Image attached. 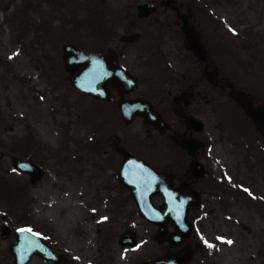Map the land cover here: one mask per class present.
<instances>
[{
  "label": "rangeland",
  "instance_id": "rangeland-1",
  "mask_svg": "<svg viewBox=\"0 0 264 264\" xmlns=\"http://www.w3.org/2000/svg\"><path fill=\"white\" fill-rule=\"evenodd\" d=\"M200 2H208L211 7L207 5L205 11L213 16L228 14L225 10L237 14L241 26L234 24V29L239 37L254 33L246 30L247 24L258 25L253 14L264 16V0ZM132 6L135 11L134 0H0V216L6 215L12 228L52 232L57 245L73 234L80 236L76 239L80 246L90 226L99 228L100 221H108L114 232L108 264L140 263L157 257L164 246L156 243L155 229L149 228L127 192L116 184L112 166L101 168L109 159L105 154L118 136L131 143L134 135L157 149L151 158L159 166L171 160L169 152L159 149L169 150L171 144L146 127H122L120 117L112 112L115 106L77 93L65 80L61 55L66 43L97 50L100 37L124 33L125 15ZM259 24L263 25L255 31L261 35L259 45L237 49L238 58L223 47L227 62L220 68L264 102V23ZM102 25L108 28L106 33ZM254 39L237 38L247 48ZM154 45L145 39L132 48L145 51L137 69L143 91L149 84L169 86L160 73L155 76L149 69L161 68L150 52ZM201 92L195 109L207 148L197 160L206 174L197 188L202 207L191 213L195 227L191 241L198 245L191 264H264V140L226 95L218 100L206 88ZM206 93L209 103L204 100ZM168 117L177 118L173 113ZM141 146L145 149L147 143ZM13 156L32 159L43 170L42 178L31 184L28 175L12 169ZM123 229L137 234L134 248L113 242ZM102 237L99 234L97 240ZM13 241L12 235L3 237L0 231V264H13L8 251ZM29 264L50 263L32 258ZM96 264L107 263L99 256Z\"/></svg>",
  "mask_w": 264,
  "mask_h": 264
},
{
  "label": "flooded vegetation",
  "instance_id": "flooded-vegetation-1",
  "mask_svg": "<svg viewBox=\"0 0 264 264\" xmlns=\"http://www.w3.org/2000/svg\"><path fill=\"white\" fill-rule=\"evenodd\" d=\"M145 2L153 3L157 11L146 18L138 19L137 6L140 2L134 0L135 12L132 6L131 12L125 15L127 17V27L129 28L126 35L138 34V41L135 43L123 42L120 39L121 36L117 38L115 35L110 41L103 43L97 51L115 50L119 64L136 76L137 88L133 92L126 94L123 99L144 98L148 100L154 110L161 114L163 121L166 123L167 130L165 132L156 130L154 127L147 125L143 117L135 118L132 124L139 127L145 126L148 130L152 131L154 136L170 140L171 148L168 147V150L165 147L159 149V151L163 153L169 152L171 160L169 163L158 166L156 161H152L151 158L157 151V149H153L152 145H147L145 149L140 143L138 147L135 145L125 146L123 140L117 139L112 148L105 154L108 155L106 157H111V159L109 161L104 159L103 166L106 167L107 164L112 166V175L115 178L116 184L120 186L119 184L122 180L119 173L120 167L127 155H133L143 160L157 173L167 177L171 187L175 191H182L181 189H183L189 193L199 194L197 188L202 183L204 176L199 177L195 162L198 159V155L206 150L207 145L201 138L196 141L195 136L199 131L194 130L191 125V120L195 119L199 113L195 109V102L200 101L199 98L202 96L201 91L204 88L207 89V93L210 91L214 93L212 95L213 98L217 99L225 95L231 80L220 68L221 64L225 61L222 48L227 47L229 50H236L237 46L239 49L243 48L240 44L236 45L235 40L231 36L235 32L234 27L237 24L241 26V22L238 21L237 14L229 10H225L228 14L223 12L220 16H213L207 13L200 0H189V2L148 0ZM253 16L258 25H253L250 28L249 24H247L248 29L246 30H252L256 34V29L263 26L259 22L263 21L264 23V18L260 19L254 14ZM183 19L186 21V25L197 33L205 50L204 57L199 58L190 50L182 31V27L184 26ZM245 34L252 33L247 32ZM145 39L155 42L150 52L153 53L155 61L160 64L161 68L159 69L161 71L155 72L153 70V73L155 75L157 73L163 75L162 80L169 84L167 88H164L162 84H149L150 88L143 91L144 86L140 81L137 69L141 68L138 67L143 62L140 61V55H143L145 51L139 50L136 52L134 49L132 51V48L139 41ZM241 41L242 39L240 38ZM169 69L171 72H169ZM207 93L204 96L206 102L209 101ZM110 94L114 99H121L115 89H111ZM111 102L117 106L115 101ZM117 111L119 112L118 108ZM171 113L179 117L173 120L168 117ZM152 133L149 132L147 134L148 138L152 136ZM193 150H195V155L191 156ZM125 191L128 197H130L129 192ZM120 196L123 202L125 199L124 195ZM162 202L161 197L156 196L154 198L156 206L161 205ZM194 211L196 209L191 210L189 213V220L191 221V213ZM108 223V221H100L98 223L100 225L99 228L90 226L86 230L88 234L85 235V242L81 243L80 246L76 242V239L80 240V236L71 234L70 237L66 238L65 244L57 245L53 239L52 232L44 233L41 231L42 240L52 248V253L57 258V262L47 260V263L96 264V260L100 256L104 257L108 264L109 258L107 255L110 253L114 234L113 227L111 225L108 227ZM104 224L106 226L102 227ZM148 226L151 229H155V235H157L159 227L149 223ZM176 231L177 226L172 227L170 224L164 228L159 243L164 248L157 257H154V260H162L177 255L183 259L190 258L181 264H191L193 262L198 245L194 244L191 238L182 239L179 243H174V241H171V235ZM124 233L125 229L119 232L113 241L120 248L124 247L123 245L128 242L126 238H122L121 236ZM99 234L103 235V237L97 240ZM190 255L192 256L189 257ZM82 261L84 262L82 263Z\"/></svg>",
  "mask_w": 264,
  "mask_h": 264
},
{
  "label": "water",
  "instance_id": "water-1",
  "mask_svg": "<svg viewBox=\"0 0 264 264\" xmlns=\"http://www.w3.org/2000/svg\"><path fill=\"white\" fill-rule=\"evenodd\" d=\"M184 32L188 38L189 45L195 53L198 52L199 47L194 42L188 27H184ZM63 51L65 68L71 74L68 80L76 89L98 97V94L92 91L94 87L96 89L102 88L106 90L108 86L116 83L117 77L113 72L118 67L116 64L110 62L109 55L85 53L73 45L65 46ZM74 72H77V75H75ZM230 89V96L240 104L245 113L253 120L258 130L264 136V105L255 107L254 97L251 93L235 90L232 86ZM141 113L144 114L143 111H141ZM15 163L19 165L20 171L28 172L33 175L34 179L40 177L41 172L32 164L19 160H15ZM125 167L126 181L124 185L131 190V193L137 200L142 201L148 199L155 191H160L159 185L162 186V184H166L164 178L155 175L138 162L134 164L127 163ZM134 168L137 169L136 174H132ZM169 212H171V210H169ZM141 214L147 215L143 210H141ZM161 214L164 215L165 211H161ZM167 220H173L171 214L165 216L164 222ZM2 231L3 234H8V226L4 225ZM177 236L183 237L184 234L178 232ZM15 237L17 243L10 245V252L14 257V264H27L34 254L43 256L46 253V246L27 228L16 230ZM178 261L179 259H177L176 264ZM158 263L161 264V262H152L150 264Z\"/></svg>",
  "mask_w": 264,
  "mask_h": 264
},
{
  "label": "snow or ice",
  "instance_id": "snow-or-ice-1",
  "mask_svg": "<svg viewBox=\"0 0 264 264\" xmlns=\"http://www.w3.org/2000/svg\"><path fill=\"white\" fill-rule=\"evenodd\" d=\"M230 30H231V29H230ZM232 31H234V30H232ZM245 191L247 192L248 190L245 189ZM103 219L106 220L107 217H104ZM217 239H218V240H221L222 242H226V243H228L229 245H231V244L233 243L231 240L224 241L223 238H221V237H217ZM206 243H207V242H206ZM208 246H209V247H214V245H211V244H209Z\"/></svg>",
  "mask_w": 264,
  "mask_h": 264
}]
</instances>
